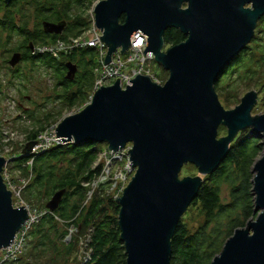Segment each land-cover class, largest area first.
Here are the masks:
<instances>
[{
    "label": "water",
    "instance_id": "95a60500",
    "mask_svg": "<svg viewBox=\"0 0 264 264\" xmlns=\"http://www.w3.org/2000/svg\"><path fill=\"white\" fill-rule=\"evenodd\" d=\"M94 9L96 26L109 47L106 64L118 48L126 52L132 36L142 32L148 38L145 54L152 52L170 78L159 85L139 74L127 89L120 79L102 87L83 111L59 124L57 136L65 145L106 143L113 151L133 144L136 174L118 201L127 264H171L172 240L204 184L201 176L181 179L183 168L192 164L200 175L210 176L239 132L251 129L264 139V114L252 116L257 94H248L239 107L226 111L215 88L255 37L264 0H103ZM45 28L61 34L65 24L48 23ZM170 28L188 38L163 51ZM19 60L14 57L11 65ZM221 126L229 128V135L218 139ZM35 145L25 153H32ZM7 164L0 157V249L11 245L30 219L26 207L14 206L3 175ZM254 172L258 216L235 231L213 264H264V152ZM65 194L58 192L47 209L58 210Z\"/></svg>",
    "mask_w": 264,
    "mask_h": 264
},
{
    "label": "trees",
    "instance_id": "16d2710c",
    "mask_svg": "<svg viewBox=\"0 0 264 264\" xmlns=\"http://www.w3.org/2000/svg\"><path fill=\"white\" fill-rule=\"evenodd\" d=\"M30 1L36 6L40 5V7L37 6L38 20L51 17L54 23L67 21L69 24L62 35H55L50 39L43 34H34L33 38L37 40V44H41L39 46H42L79 37L87 32L92 23L85 14L98 0H71L74 4L71 8L68 0L50 1L51 4L47 0ZM4 5L5 2L0 1V12ZM20 5L18 0L8 5L7 21L10 23L1 25L2 34L12 33L18 27L15 24L18 18L25 19L20 12ZM46 11L50 13L47 14ZM29 19L26 18L25 21L28 22ZM124 21L125 18L122 17L121 22L124 23ZM259 23L264 24V17ZM26 26L25 24L24 27ZM24 27L22 26L19 31L22 36L27 34ZM187 38L176 28L168 29L165 34V41L169 46H177L185 42ZM2 39L3 36H0V43ZM45 54L37 53L32 57V61L37 62L38 66L51 68L56 78L57 90L62 88L60 90L62 95L59 96L62 108L60 109L59 106V110L53 109L52 114L47 116L46 121H53L54 116L62 117L66 110L82 108L90 102L96 82L97 58L96 51L92 48L62 55L60 59ZM68 61L78 65L79 70L73 81L67 80L65 74L61 73ZM241 62L242 54L238 55L217 79L215 84L217 93L220 91L222 78L232 75L234 67L239 66ZM158 77L166 82L160 75ZM42 130L44 128L40 127L37 131H32L29 134V141L33 143ZM262 142L263 139L253 135L251 130L240 133L234 139L227 157L217 171L205 177L198 198L191 207L202 204L208 222L197 233L191 234L185 227L183 219L181 220L172 240L171 264H205L203 259L207 257L213 261L222 252L226 241L235 234V231L245 227L250 219L258 216L254 213L255 196L252 192V181L253 167L264 151ZM101 145L103 144L95 142L55 145L44 153L35 156L25 153L16 160L21 173L25 177H31L30 182L22 190L23 197L29 203L45 204V201L53 198L58 192L66 190V194L58 210L52 213L47 212L34 225L28 235L25 251L17 261L9 264H31V262L33 264L34 261L42 259L43 255L49 253L51 256L46 264H62L59 259L72 256L75 243L68 246L60 243V240L67 235L65 231H61L60 222L67 225L74 224L79 229L92 230L90 247L93 251L91 260L87 264H127V252L119 226L121 207L118 201L100 194L93 196L86 203L87 193L102 173L101 166L95 167L99 155L105 150L101 148ZM223 185H228L232 191L233 200L228 204H224L222 199ZM213 224L216 225L213 226Z\"/></svg>",
    "mask_w": 264,
    "mask_h": 264
},
{
    "label": "rangeland",
    "instance_id": "374dc122",
    "mask_svg": "<svg viewBox=\"0 0 264 264\" xmlns=\"http://www.w3.org/2000/svg\"><path fill=\"white\" fill-rule=\"evenodd\" d=\"M21 5V14L23 17L28 15H32L33 17H37L38 12L37 8L40 5L32 4L30 0H18ZM44 2V0H42ZM69 1V7H74V4ZM93 9L88 10V13L85 14V17L91 21V26L94 22ZM37 21L38 17H37ZM33 22V21H32ZM20 25V24H18ZM8 34H3L4 42L6 43L9 40ZM7 45V44H6ZM14 47V45L7 47L10 50ZM0 50V156L8 160L7 171L5 174L9 178V182L14 187L21 188L22 190L26 187V183L30 182L31 177H25L16 163V160L19 159L22 155H25V152L32 144L29 141V134L38 130L40 127H43L44 130L41 133H38L37 138L33 141V143L38 142L40 140L41 134L46 131L51 126L56 124H60L65 118L73 116L75 114L83 111L86 106L82 108H75L72 111H65L62 117L59 115L54 116L53 121H46L47 116L52 114L53 109L60 106L62 108V102L59 96L62 95L60 91L62 88L60 87L57 90L56 78L52 71L47 68H37L35 69L36 73H33V78H26L22 83L16 76L14 75L13 69L4 64V60L7 58L5 54H3L4 48ZM246 50V51H245ZM243 51L242 54V62L239 66L234 67L232 75L226 76L224 79L222 78V83L220 87V91L218 92L220 101L225 108L226 111L235 110L242 104L243 99L250 93H256L258 102L254 109L252 110V116L258 117L264 114V24L259 23L255 37L252 42L248 45V47ZM240 54V55H241ZM97 60V59H96ZM238 63V62H237ZM236 63V64H237ZM153 71L160 75L162 79L166 81L170 78V72L165 69L162 64L157 63L156 61L151 64ZM27 73V72H26ZM30 75L29 73H27ZM80 110V111H79ZM79 111V112H78ZM34 123V124H33ZM251 129H245L239 132L236 138L240 133L247 132ZM252 132V130H251ZM46 134V133H45ZM229 135V128L226 126H221L218 132V139L226 138ZM235 138V139H236ZM262 138V137H260ZM263 139V138H262ZM264 141V139H263ZM101 148L107 149L108 146L106 143L101 145ZM264 152V151H263ZM262 154L257 158L256 162L262 157ZM31 154V153H29ZM32 155H34L32 153ZM35 156V155H34ZM97 166H101L102 168L108 165V161H100L98 159ZM32 163V162H31ZM256 164V163H255ZM255 167V165H254ZM253 173L254 178L256 173ZM116 171V165L111 168V176H114ZM134 173V172H133ZM131 180L134 178V175L131 174ZM129 176V178H130ZM202 175L199 173V168L195 165L188 164L186 165L181 174L180 178L185 179L187 177H198ZM130 180V181H131ZM252 181V182H253ZM252 185H254L252 183ZM102 188V189H101ZM112 186L108 185H93L89 193L93 190L94 195L105 196L107 198L111 197L113 200H116V193L110 194V189ZM222 199L224 204L230 203L232 198V191L228 185L222 186ZM11 189V188H10ZM254 186L252 188L253 192ZM12 190V189H11ZM254 194V193H253ZM255 196V195H254ZM14 206L16 208L24 207L22 202H25V206L27 209L33 211L34 214L40 213L39 219L46 215L47 205L52 201L51 198L44 203H29L23 195H21V199L18 196L14 197ZM22 200V201H21ZM256 200V197H255ZM90 199L86 201L88 203ZM117 201L119 199L117 198ZM46 207V209H45ZM47 210V211H46ZM36 212V213H35ZM257 218V217H256ZM255 218V219H256ZM254 218L250 219L247 222V225L253 221ZM183 222L185 227H187L188 231L191 234L197 233L202 227L206 225L208 222V218L205 215V212L202 209V204H197L194 207L189 208L187 213L183 217ZM74 224H64L60 222V228L62 232H66L67 235L64 239L60 240V243L63 245H71L75 243V251L72 256L69 258L64 256L59 259L62 261V264H87L92 257V249L90 247L91 244V236L92 230L86 228H80L78 226L73 227ZM216 224H213L215 226ZM247 225L244 228L247 227ZM81 227V226H80ZM227 242V241H226ZM226 245V243H225ZM225 248V246H224ZM223 248V249H224ZM31 250V249H30ZM223 251V250H222ZM221 254V253H220ZM53 255V252H52ZM51 253L43 255L42 259L34 261L33 264H46L50 259ZM15 262V261H13ZM9 262V263H13ZM7 263V264H9ZM203 263L205 264H213V261L209 260V258H204ZM32 264V262H31Z\"/></svg>",
    "mask_w": 264,
    "mask_h": 264
},
{
    "label": "built area",
    "instance_id": "2783aa9c",
    "mask_svg": "<svg viewBox=\"0 0 264 264\" xmlns=\"http://www.w3.org/2000/svg\"><path fill=\"white\" fill-rule=\"evenodd\" d=\"M101 1L103 0H98L95 5H97ZM94 10L95 9H93L94 22L87 32L79 37L73 38L72 41L64 40L50 45L39 46L36 52L41 54H50L51 56L60 59L62 55L70 54L77 50L86 48L95 49L97 58V65L95 68L96 82L94 90L90 97V102H92L94 95L102 87L113 86L120 79L122 88L127 89L128 86L133 85L130 80L135 79L139 74L141 76L150 77L159 85H164L166 82L159 79L158 74L153 71L151 66V64L155 62V55L152 52H147L145 54L148 46V38L142 32H137L132 36L131 46L126 52H122V48H118L117 51L113 53L111 61L106 64V59L109 55V47L101 38L103 37V32L96 26ZM166 49H168L167 46L163 51H165ZM58 126L59 124H56L41 134L40 140L36 142V145L32 151L34 155L44 153L52 149L55 145H59L60 140L57 136L56 131ZM132 150L133 144L126 145L125 148L117 152L118 154H116L113 150L107 148L104 155L100 157V161H108V165L106 166V168L104 167L101 173V184L112 186V188L110 189V194L111 191L112 193H116V200L117 198L120 199L123 196L125 188L132 181L130 175L133 174L135 176L136 174V169H133L131 162ZM97 163L95 167L97 166ZM114 165H116V171L114 176H111V168ZM7 166L5 167V172L7 171ZM5 172L4 179L5 182L7 181L9 189H12L10 190L13 192V196L17 198L19 196L21 199L22 189L15 186L13 187L9 182V178L5 174ZM96 183L97 182H94L93 185H97ZM86 186H89V184H86ZM94 192L92 190L89 193L88 198L90 200L93 198ZM22 204L24 207H26L25 202H22ZM28 210L30 212V219L18 233V236L15 239L17 240L16 243L4 250H0V264H7L9 262L17 261L25 251L28 235L34 225H36L40 221L38 216L40 213L37 214L35 212L36 214H34L32 210ZM75 226L76 225H73V227Z\"/></svg>",
    "mask_w": 264,
    "mask_h": 264
},
{
    "label": "flooded vegetation",
    "instance_id": "af4514ba",
    "mask_svg": "<svg viewBox=\"0 0 264 264\" xmlns=\"http://www.w3.org/2000/svg\"><path fill=\"white\" fill-rule=\"evenodd\" d=\"M5 2L4 8L1 10L0 12V30H3V28L1 27V25H3V23H10V21H7V16H8V5L12 4L14 2V0H12L11 2H6V0H1ZM49 3L50 1H59V0H47ZM46 1V3H48ZM51 4V3H50ZM50 8V7H49ZM12 13V12H11ZM45 13V11H44ZM46 13H50L48 11H46ZM10 14V13H9ZM52 15V14H51ZM26 18H30L29 21H25ZM24 20H22L21 18H18L17 21H15V24L18 26L16 27L15 25V29L13 30V32L10 34H8L9 40L5 43L4 39L1 40L0 43V50L2 51L1 48H4V53L6 55V59L3 61L4 64L9 65L13 71H14V75L16 76V78H18L22 83L25 81L26 78L30 79L33 78V73L35 72V69L37 68L38 64L37 62L32 61V57L36 56L38 52L37 49L39 47V45H41L40 43L37 44V40H35V38H33L34 34H43L46 35L47 38L49 37L52 38L55 35H62L65 31V29L68 27V22L67 21H61L59 23H54L51 20V17L45 19V20H40L37 21V17H33L32 15H28L25 17ZM33 21V22H32ZM48 23H52V24H65V28L63 29L61 34H55V33H51L48 32L45 28V25ZM20 24V25H18ZM27 25L26 27H24V25ZM22 26L24 27L23 29H25V32L27 33L26 35H23L19 33L20 28H22ZM29 35V36H28ZM0 36L2 37L3 34L0 32ZM7 44V45H6ZM52 44V43H50ZM14 45V47H12V49L10 50L7 47H10ZM169 46V45H168ZM172 47V46H169ZM50 56V54H45ZM20 57L19 62L15 65L12 66L11 65V61L13 60L14 57ZM37 65V66H35ZM43 68V65H39L38 68ZM51 69V68H50ZM78 65L73 63V62H66L65 64V68L62 69L61 73L65 74V77L67 80L69 81H73L76 74L78 73ZM51 73L54 74V71L51 69ZM71 71H74V75L72 76L73 79H69L70 73ZM29 73L30 75H28L27 73Z\"/></svg>",
    "mask_w": 264,
    "mask_h": 264
},
{
    "label": "bare ground",
    "instance_id": "6f19581e",
    "mask_svg": "<svg viewBox=\"0 0 264 264\" xmlns=\"http://www.w3.org/2000/svg\"><path fill=\"white\" fill-rule=\"evenodd\" d=\"M73 40V38H71V39H69V40H66V41H72ZM91 102H89L87 105H86V107L90 104ZM96 143V142H95ZM82 144H84V143H82ZM98 144H101V143H98ZM59 145H65V143L63 142V141H61L60 143H59ZM76 145H78V144H76ZM106 150V149H105ZM105 150L103 151V152H101V154L99 155V159H100V157L102 156V155H104V153H105ZM119 151H121V149L120 150H118V151H114L116 154H118L117 152H119ZM37 155V154H36ZM104 169V167L102 168V170ZM5 172V169H4V171H3V173ZM101 179H102V174L98 177V179H96V181L95 182H97L96 184L98 185V186H101L102 184V181H101ZM129 185H127V187H128ZM127 187L125 188V190L127 189ZM125 192V191H124ZM17 236H18V234H17ZM17 236H16V238H17ZM15 238V239H16ZM16 241L17 240H14L13 241V243L11 244V245H13V244H15L16 243ZM11 245H9L8 247H10ZM8 247H6V248H8ZM6 248H3V249H0V250H4V249H6Z\"/></svg>",
    "mask_w": 264,
    "mask_h": 264
},
{
    "label": "clouds",
    "instance_id": "9594fccd",
    "mask_svg": "<svg viewBox=\"0 0 264 264\" xmlns=\"http://www.w3.org/2000/svg\"><path fill=\"white\" fill-rule=\"evenodd\" d=\"M167 47L169 48V46L167 45ZM167 82V81H166ZM109 148V147H108Z\"/></svg>",
    "mask_w": 264,
    "mask_h": 264
}]
</instances>
